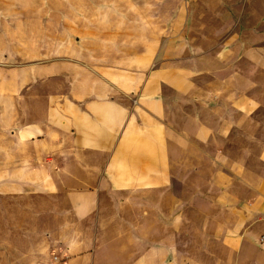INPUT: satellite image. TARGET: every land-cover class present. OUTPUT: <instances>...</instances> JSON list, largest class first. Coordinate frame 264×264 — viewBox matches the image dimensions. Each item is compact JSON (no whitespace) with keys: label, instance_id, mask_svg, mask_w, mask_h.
<instances>
[{"label":"crops","instance_id":"1","mask_svg":"<svg viewBox=\"0 0 264 264\" xmlns=\"http://www.w3.org/2000/svg\"><path fill=\"white\" fill-rule=\"evenodd\" d=\"M10 2L0 264H264V0H186L149 42L74 28L60 57Z\"/></svg>","mask_w":264,"mask_h":264},{"label":"rangeland","instance_id":"2","mask_svg":"<svg viewBox=\"0 0 264 264\" xmlns=\"http://www.w3.org/2000/svg\"><path fill=\"white\" fill-rule=\"evenodd\" d=\"M4 6L13 2L18 10V29L20 40L28 37L40 47L50 46L51 53L59 56L63 41L73 40L68 31L74 28L88 30L94 26L100 28L105 42H120L124 36L122 29L131 27L139 38L138 28H145L144 35L149 40L155 39L158 30L170 27L169 16L174 12H185L189 9L186 0H3ZM195 5L203 6L196 3ZM216 6V3L212 4ZM197 6V9H200ZM65 30L68 35L65 37ZM82 41L89 35H77ZM133 34L131 38L135 37ZM134 42V40H132ZM25 43L20 42V46ZM133 44V43H132ZM137 51L133 50L132 53Z\"/></svg>","mask_w":264,"mask_h":264},{"label":"built area","instance_id":"3","mask_svg":"<svg viewBox=\"0 0 264 264\" xmlns=\"http://www.w3.org/2000/svg\"><path fill=\"white\" fill-rule=\"evenodd\" d=\"M261 242H264V236L261 238Z\"/></svg>","mask_w":264,"mask_h":264}]
</instances>
